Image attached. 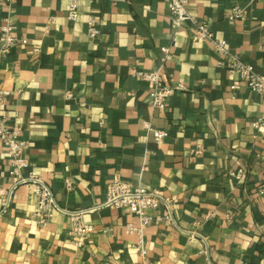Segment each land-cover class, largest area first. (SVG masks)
<instances>
[{"label":"crops","instance_id":"0c3cea01","mask_svg":"<svg viewBox=\"0 0 264 264\" xmlns=\"http://www.w3.org/2000/svg\"><path fill=\"white\" fill-rule=\"evenodd\" d=\"M79 2L71 21L68 0H0V46L7 20L24 39L2 55L0 87L3 113L23 127L28 171L71 210L104 202L116 178L170 197L177 225L144 231L150 264H264V95L233 89L211 41L195 39L190 20L176 29L165 1ZM235 6L246 19H227ZM187 8L264 74V0H189ZM162 47L171 51L163 77L184 89L160 110L134 70L158 68ZM148 123L169 135L156 142ZM11 167L0 139V188L10 186ZM36 203V187L22 185L0 215V264H143L130 209L86 213L93 230L80 246L62 211L38 224Z\"/></svg>","mask_w":264,"mask_h":264},{"label":"built area","instance_id":"2783aa9c","mask_svg":"<svg viewBox=\"0 0 264 264\" xmlns=\"http://www.w3.org/2000/svg\"><path fill=\"white\" fill-rule=\"evenodd\" d=\"M11 1V0H7ZM167 3L171 12L173 26L179 29L183 23L190 20L194 25V38L197 40H210L214 49L222 56L220 65L227 69L229 76L233 79L231 87L238 89L245 84L256 93L264 95V74L258 73L254 66L247 63L240 55L231 50L226 40H220L214 37V33L207 21L198 20L187 8L189 0H163ZM69 13L68 18L76 21L80 16L79 0H68ZM247 10L240 6H235L227 13L229 21L244 20L247 18ZM88 36L96 40L101 34L98 26L97 17L93 14L88 16ZM3 43L0 46V59L2 55L9 52L10 49L24 41L14 33V26L7 20L1 28ZM164 56L161 59L160 66L156 69L134 70V75L148 81L151 85V97L153 107L163 110L167 107L169 98L179 90L184 89V85L175 81L174 78L165 79L163 77L164 62L171 57L169 47H162ZM8 92L0 87V139L5 145L8 157L11 161V184L9 187L0 188V215L6 213L12 205L13 197L19 186H35L37 203L34 209L36 221L41 226H46L51 221L53 211L58 209L65 213L71 221V234L75 237L76 243L80 246L85 244L87 235L93 230V226L84 220V215L93 212L101 207L128 208L139 219V227L132 223L128 224L130 231L136 230L139 235L137 247L143 257V264H150L147 261L146 250L144 247V231L151 223L164 222L168 225H177L174 217L173 201L170 197L159 190H149L142 186H133L121 178H116L110 185L107 199L95 206L83 209H66L59 206L51 187L37 174L28 171L30 166L29 159L25 154L28 142L22 140L20 135L23 131L22 125L11 124L10 119L3 113V106ZM67 96H72V91H67ZM147 129L152 132L156 142H162L168 135L166 129L156 128L147 124ZM68 187L72 183L68 181ZM161 209V213L153 215L151 210Z\"/></svg>","mask_w":264,"mask_h":264}]
</instances>
